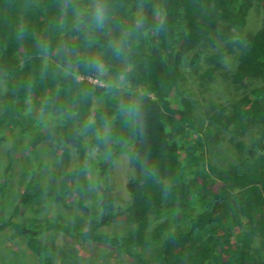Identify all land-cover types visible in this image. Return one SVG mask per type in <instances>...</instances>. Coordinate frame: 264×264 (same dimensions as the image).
Here are the masks:
<instances>
[{
    "label": "trees",
    "instance_id": "1",
    "mask_svg": "<svg viewBox=\"0 0 264 264\" xmlns=\"http://www.w3.org/2000/svg\"><path fill=\"white\" fill-rule=\"evenodd\" d=\"M103 2L107 19L98 28L91 16L95 0H0V75L9 74L12 84L0 113V144L14 143L11 124L16 122L30 161L13 212L0 220V233L22 239L39 264H52L44 240L50 234L82 248L90 243L112 248L116 264H150L147 252L163 241L166 264H264V139L248 166L240 164L216 179L208 168L209 133H201L178 83L187 55L202 41L219 42L212 60L232 51L234 82L256 83L222 121L223 129L239 135L263 124L264 0ZM253 6L263 13L256 31L247 28ZM96 58L103 74L91 63ZM200 58L194 53L190 64L196 66ZM200 70L207 89L214 80L207 79L203 66ZM121 101L139 103L135 122L122 113ZM102 129L80 148L79 170L48 194L50 201L77 195L86 210L84 226L19 219L44 196L36 147L45 141L79 146ZM12 153L6 152V172ZM122 157L131 171L124 202L114 182ZM5 188L0 182L2 198ZM115 219L135 228L127 235L103 231Z\"/></svg>",
    "mask_w": 264,
    "mask_h": 264
},
{
    "label": "rangeland",
    "instance_id": "2",
    "mask_svg": "<svg viewBox=\"0 0 264 264\" xmlns=\"http://www.w3.org/2000/svg\"><path fill=\"white\" fill-rule=\"evenodd\" d=\"M263 13L253 6L250 10L247 28L256 31L262 27ZM221 43H209L202 41L192 50L185 60L180 63L179 91L191 105L193 116L201 133H209L206 150L208 154V168L214 169L215 178L222 179V175L235 171L238 165L248 166L250 154L260 151L261 140L264 138V123L251 126L244 134H233L225 131L222 126L224 119L230 118L235 112V105L247 91L256 83L246 81L240 84L234 82L235 53L228 50L224 54L215 57ZM194 53L201 56L198 64L192 66L191 58ZM213 81L206 89V82L197 75L201 67ZM9 74L0 75V113L4 103L11 96L12 84ZM78 80H86L93 85H102V82L89 76H78ZM227 78V80H224ZM223 81H228L227 83ZM183 84V85H182ZM14 143L0 144V182H6L3 198H0V220L8 218L14 210L17 199L25 184L29 155L25 147L23 136L19 132L16 122L11 124ZM103 129L89 137H85L79 146L72 143L58 145L45 141L36 147L37 158L42 161L43 169L40 173L41 184L44 188V196L40 200L43 208L39 209V200L29 208L21 212L19 219L26 218H53L61 223H71L84 226L86 222V210L77 195L57 201H50L48 194L65 178L79 170L80 148L87 146L92 140L101 136ZM192 136V135H191ZM262 138V139H261ZM260 140V141H259ZM11 148V167L8 172L6 152ZM234 165V167H233ZM237 165V166H236ZM115 188L120 196V201L127 198L125 187L131 177V171L126 157H122L116 164ZM94 203L99 208L100 191L97 185L92 184ZM135 228V224L123 219H115L103 228V231L118 235H127ZM49 250L48 257L52 264H116L118 253L107 246L99 244H87L82 248L77 241L65 238L57 234L44 237ZM255 245H259L256 242ZM164 241L153 247L146 254V261L150 264L165 263ZM0 264H39L37 258L27 249L22 239L10 240L5 232L0 233ZM126 264H132L127 261Z\"/></svg>",
    "mask_w": 264,
    "mask_h": 264
},
{
    "label": "clouds",
    "instance_id": "3",
    "mask_svg": "<svg viewBox=\"0 0 264 264\" xmlns=\"http://www.w3.org/2000/svg\"><path fill=\"white\" fill-rule=\"evenodd\" d=\"M91 16L96 27H104L105 20L107 19V5L103 2V0H95L91 10ZM121 51V47H115L117 55H119ZM91 63L101 74L104 73V66L102 62H100L99 58L94 59ZM120 108L122 113L129 119L130 122L136 121L140 112V106L137 101H129L128 103L121 101Z\"/></svg>",
    "mask_w": 264,
    "mask_h": 264
}]
</instances>
